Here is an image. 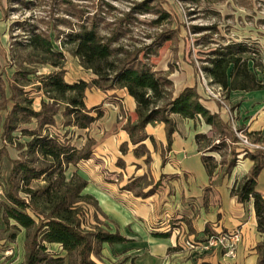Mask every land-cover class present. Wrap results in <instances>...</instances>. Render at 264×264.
Instances as JSON below:
<instances>
[{
  "label": "trees",
  "instance_id": "obj_1",
  "mask_svg": "<svg viewBox=\"0 0 264 264\" xmlns=\"http://www.w3.org/2000/svg\"><path fill=\"white\" fill-rule=\"evenodd\" d=\"M69 3L70 0H62ZM197 1V0H193ZM213 1V0H212ZM163 0H141L134 2L129 11L121 17L111 15L115 7L108 0H99L92 15L81 13L74 23H68L70 29L52 35L45 30L21 23L23 40H15L18 46L28 50V57L15 64V70L6 81L0 71V111L6 110L7 115L1 124L0 157L7 156L6 145H13L19 152L16 159H11L12 166L7 178L8 188L4 191V201L0 202V222L4 228L16 232L23 231V260L18 264H100L102 244L126 243L128 240L118 230L100 222L90 223L85 220L84 207H97L93 196L82 193L86 181L73 173L65 176L68 165H76L91 155L90 148H76L64 136L59 137L49 131L54 126L55 106L64 105L62 116L66 118L64 126L87 128L102 117L103 112L98 106L87 108L84 103L85 91L95 88L101 91L126 89L134 99L137 120L129 121L123 126L128 133L130 142L137 144L148 136L144 127L153 121L164 124L166 132V149L171 144V135L175 131L172 114L187 119H202L211 126L212 136H219L218 143L213 145L212 137L196 134L195 139L207 141L210 151L225 148L227 140L234 144L238 138L231 127L222 121L219 114L212 113L201 102L196 86L183 88L174 96L173 82L169 74L156 69L152 58L159 55V49L165 42H170L172 49L179 42V28H167L157 35H146L151 39L148 44H136L125 40L129 24L136 20L135 13H154L156 18L150 22L152 26L172 21V14L163 7ZM192 29V30H191ZM216 30V26H193L189 33L205 30ZM128 41V42H126ZM54 43H57L55 46ZM66 53L78 59L80 66L92 73L90 81L78 80L67 83L64 80L63 66ZM198 69L208 79L210 85L219 87L224 95L231 90L253 91L264 88V82L257 78L248 67L264 71L259 49L255 43L245 41L229 42L219 45L205 53L200 60ZM50 65L57 71L48 74H37L30 68L33 64ZM36 75L38 85L29 78ZM42 93L40 109L34 110L32 99L27 88ZM6 90L9 96L6 97ZM12 102L8 111L7 103ZM36 120L34 129H22V135L28 136L25 143L18 142L13 132L21 124ZM234 135H233V133ZM229 136V137H228ZM230 147L231 158L221 160L226 163L225 172L229 173L236 162L235 148ZM120 151H126L125 144ZM135 155H139L138 150ZM252 161L249 172L240 180L235 181L230 194L241 203L252 200L256 217L257 230L262 240L256 245L257 264H264V196L255 189L256 178L264 167V150L256 149L253 153L246 152ZM50 158L49 162H46ZM39 159L45 162L38 166ZM206 172L211 176L217 162L208 156H202ZM43 181L44 184L31 187V182ZM131 190L132 186H127ZM166 237V234H160ZM13 242L16 233L7 238ZM57 244L64 252L59 256L48 250V245Z\"/></svg>",
  "mask_w": 264,
  "mask_h": 264
},
{
  "label": "crops",
  "instance_id": "obj_2",
  "mask_svg": "<svg viewBox=\"0 0 264 264\" xmlns=\"http://www.w3.org/2000/svg\"><path fill=\"white\" fill-rule=\"evenodd\" d=\"M242 1L248 5L264 4V0ZM244 41L256 44L264 65L262 57L264 42L259 39L253 42L248 39ZM160 53L161 49L155 58V65L161 60ZM43 70L45 71L42 74H48L58 69L45 65ZM63 70L67 83L80 79L88 82L93 77L90 71L80 66L77 58L76 61L67 59ZM82 70L90 73L89 78L81 76ZM190 75L180 78L170 73L174 96L185 87L196 86L203 105L212 113L219 114L222 121L232 127L225 118L221 106L214 100L207 99L193 74ZM227 98L231 102H236L239 116L242 115V118L250 116L244 121L249 134L264 136V88L253 91L231 90ZM84 103L87 108L98 106L103 115L87 128L76 127L84 134L88 132L86 136L93 138L91 155L76 165H68L65 173L71 170L66 178L73 173L83 178L86 186L82 193L89 194L96 200L97 208L110 221L105 225L111 232L118 230L128 240L126 243L112 245L103 243L99 259L95 258L100 264H257L256 245L262 240V236L257 230L253 202L250 200L241 203L230 194L235 181L246 175L252 166L250 158L245 156L246 152L253 153L256 149L247 148L239 151L235 148V165L226 173L228 159L225 158L226 163L220 164L221 160L214 155L217 151H210L208 144L202 145L204 141L198 143L195 139L196 134H204L207 137L212 135L211 126L204 123L201 118L193 120L172 114L175 131L171 135V144L167 150L166 132L161 122L153 121L144 127V133L148 136L144 141L135 145L130 142L123 126L128 121L131 124L135 123L137 115L135 101L126 89L101 91L91 87L85 91ZM11 107L12 102H8V111ZM2 111L6 112V116L7 111ZM240 122L243 123L242 120ZM70 143L79 149L83 147V144H75V140H70ZM123 144L126 146L124 153L120 151ZM7 146L15 148L7 144L6 150ZM15 150V157H10L8 150L7 156L3 157L9 160L16 159L19 151L16 148ZM136 150L139 155H135ZM202 156L212 157L218 163L211 176L206 172ZM147 159L151 162L150 176L144 165ZM117 161L124 163L125 167L121 169L122 167L117 166ZM106 164L112 167L113 171H117L116 175L122 172L124 180L116 181L117 183H106L102 180L99 169ZM146 175L149 183L141 185L140 190L134 192L133 187L131 190L127 189L129 183L140 181ZM255 189L264 196V167L256 178ZM224 230L240 231V241L234 257L224 256L220 249L196 254L183 252L177 247L182 236L202 239L207 234ZM160 234H166V237H160ZM23 239L22 232L18 240L16 238L13 242L0 238V244H3L0 245V264L4 260L3 250L11 252L16 245L20 248V257L10 264L22 262ZM48 250L64 256V252L57 244L48 245Z\"/></svg>",
  "mask_w": 264,
  "mask_h": 264
},
{
  "label": "rangeland",
  "instance_id": "obj_3",
  "mask_svg": "<svg viewBox=\"0 0 264 264\" xmlns=\"http://www.w3.org/2000/svg\"><path fill=\"white\" fill-rule=\"evenodd\" d=\"M114 7L115 10L111 11V15H108V19L112 18L113 15L116 17H121L123 13L130 10L134 2H139L141 0H108ZM156 2V0H154ZM99 0H70L69 3H64L62 0H0V71L3 70L1 77L6 81L7 76H11L15 70V64H19L22 59L28 57V50L24 46H18L15 40H23L24 36L23 29L20 26L21 23H25L27 26L31 24L32 26L39 28L41 30L48 31L52 37L59 33L60 38L62 37V32L69 31L70 25L68 23H74L76 21V16L84 13L86 15H92L97 7ZM163 7L172 14L173 20L162 22L161 25L152 26L150 22L156 18V15L152 12L150 13H135L136 20L129 24L125 40L130 42L135 41L136 44H148L151 39L146 38V35H157L162 30L167 28H179V42L172 49L171 43L165 42L161 49V60L156 65V69L167 72L169 75L173 73L176 77L184 78L186 76L193 77L198 82L203 90V94L207 99L214 100L221 106L223 114L228 119L231 130L237 129L241 131L242 135L246 136L250 142L264 143L263 135H250L247 128H245L244 121L248 117L239 116V112L236 111V102H231L227 97H221V101L215 99L206 91L205 84L200 78L199 66L202 65L200 60L205 57V53L209 50L229 42H235L234 39L239 40H251L264 42V4L254 3L248 5L242 0H233L232 2H226L225 0H163ZM216 26V30H205L196 33H189L188 28L193 26ZM192 30V29H191ZM253 37V38H251ZM128 42V41H126ZM250 42V41H249ZM57 43H54L55 46ZM262 44V43H261ZM260 44V45H261ZM262 50V45L260 46ZM159 49V51H160ZM262 52V51H261ZM264 54V53H263ZM264 58V56H262ZM66 60L76 61V58L66 53ZM73 58V59H72ZM262 58V59H263ZM152 62H156L155 58H152ZM45 65L43 64H33L30 68L37 70V74H42ZM249 68L255 73L257 78L264 82V71H260L258 68L252 66L249 63ZM81 76L85 79L89 78V72L82 70ZM189 74V75H188ZM33 82L38 85V79L36 75L29 76ZM34 87H28V95L32 99V108L34 110L40 109V101L42 98V93L36 90H31ZM6 96L9 95L8 91L5 93ZM46 101L47 99L44 98ZM55 106L57 113L54 116V126H49V131L52 134H56L59 137L64 136L69 140L74 141L75 144H83L82 148H90L93 143V138L86 136L82 130L76 129L72 126H64L66 118L62 116V111L64 105L58 103ZM11 103H9V107ZM6 112H0V132H1V122L5 116ZM239 120V122H238ZM240 120L243 121L240 122ZM37 126L36 120L32 119L30 122L21 124L20 127L13 132V136L16 137L18 142L25 143L29 140L28 136L22 135V129H34ZM234 132V131H233ZM232 132V133H233ZM211 135V134H210ZM234 135V133H233ZM235 136V135H234ZM212 137V144L216 145L218 143L219 136L216 135L215 138ZM229 137V136H228ZM3 143L0 137V145ZM227 145L225 148H221L214 154L219 160H228L231 158L230 147L237 148L239 151L244 149H252L251 146L238 142L237 144H231L227 140ZM8 144V143H7ZM208 142L204 141L202 145H207ZM210 144V143H209ZM208 144V145H209ZM7 150L10 157H15L16 150L13 147L7 146ZM51 159L48 158L46 162ZM38 166H43L45 162L40 159L37 162ZM117 166L125 167V164L121 161H117ZM147 169V174L150 176V165L151 162L147 159L144 162ZM12 163L9 159L3 157L0 159V202L4 201V191L8 188L7 178L10 173V168ZM69 171H66V177L69 176ZM102 173V180L106 183L124 180L122 172L116 175L117 171H113L112 167L108 164L100 168ZM117 170V169H116ZM132 170V169H131ZM126 176L128 173L125 171ZM147 175L140 181H132L129 183L133 188L134 192L140 190L141 185L148 184L149 180ZM44 182L40 180H35L31 182V187L36 188L37 186L43 185ZM87 216L85 220L93 223L100 222L102 224L110 223L109 219L104 217L101 211L92 205L85 206ZM16 233V238L20 236V232H16L12 229H5L3 224L0 222V238H7V236L12 233ZM23 234V231H21ZM23 235H21L22 237ZM3 246V244H0ZM4 260L1 264H10L16 262L20 257V248L18 245L15 246L13 251L3 250Z\"/></svg>",
  "mask_w": 264,
  "mask_h": 264
},
{
  "label": "built area",
  "instance_id": "obj_4",
  "mask_svg": "<svg viewBox=\"0 0 264 264\" xmlns=\"http://www.w3.org/2000/svg\"><path fill=\"white\" fill-rule=\"evenodd\" d=\"M200 78L202 82L205 84L206 91L215 99L221 101V97L225 98L221 89L214 85H210L208 83V79L205 75L200 71ZM236 137L238 138V142L251 146L252 149H262L264 150V144L256 142H250L246 136L242 135L241 130L233 129ZM85 216H87L86 208ZM240 241V231L232 230V231H220L216 233L207 234L202 239H197L190 236H182L181 241L177 244L179 250L183 252H191L196 254L207 253L215 249H220L224 256L226 257H234L236 253L237 245Z\"/></svg>",
  "mask_w": 264,
  "mask_h": 264
}]
</instances>
